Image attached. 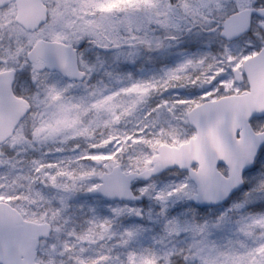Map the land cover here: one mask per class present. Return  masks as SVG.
Wrapping results in <instances>:
<instances>
[{
  "label": "rangeland",
  "instance_id": "rangeland-1",
  "mask_svg": "<svg viewBox=\"0 0 264 264\" xmlns=\"http://www.w3.org/2000/svg\"><path fill=\"white\" fill-rule=\"evenodd\" d=\"M57 2L68 5L66 20L74 24L98 11L82 7L97 0H51L53 6ZM115 3L117 7L107 10L114 12L115 25L97 28L98 35L63 40L78 48L85 80L66 82L57 74L47 78L65 89L67 119L60 123L53 119L58 130L37 136L30 111L0 146L5 165L0 171V195L6 198L10 190L19 197L13 206L24 209L25 219L52 226L50 238L40 242L36 261L264 264V147L254 167L244 173L243 188L219 207L190 206L194 185L185 172L175 170L134 183L139 204L87 196L100 174L117 162L124 172L141 171L149 166L158 145L177 146L193 136L186 113L209 100V93L216 99L243 88L232 83L231 74L243 60L232 65L228 55L240 54L250 41L264 43V20L253 17L251 30L232 42L221 40L215 29L221 13L231 12L236 3L254 9L264 4L256 0ZM184 4L199 5L203 11L186 13ZM8 6L0 11V57L7 55L6 49L27 45L31 34L13 22V5ZM66 30L75 32L74 27ZM24 55L19 54L18 63L9 61L17 71L14 90L35 92ZM215 75L224 78L223 86L217 82L209 88ZM134 84L140 87L133 88ZM250 124L256 131L264 130V120L252 119ZM218 169L226 173L223 166Z\"/></svg>",
  "mask_w": 264,
  "mask_h": 264
},
{
  "label": "water",
  "instance_id": "water-1",
  "mask_svg": "<svg viewBox=\"0 0 264 264\" xmlns=\"http://www.w3.org/2000/svg\"><path fill=\"white\" fill-rule=\"evenodd\" d=\"M10 1H14L16 6L15 21L25 30H35L36 23L42 17V0H0V7ZM261 10L255 11L256 16L264 19V11ZM250 12L248 8L242 9L229 21L240 23L245 30L233 35L231 39L219 34L220 38L232 41L247 32L251 24ZM69 46L73 63L76 65L73 75L66 74L58 67L45 69L58 72L68 81H83L85 73L78 69L76 49ZM247 61L264 64V60H258L254 56L249 57ZM247 61L245 60L243 65H246ZM237 72H233V79L240 84L243 79L234 75ZM245 75L248 85L246 93L205 101L187 112L186 119L188 125L195 131L194 137L177 147L159 145L156 153L150 158V166L144 170L123 173L119 165V180L108 181L106 176L110 171L102 173L98 178L100 183L88 191V196L99 197L105 201L137 202L140 197L131 191L133 181L146 182L168 170L176 169L186 171L195 186V191L188 199L190 204L197 208H207L220 206L226 202L242 187L243 173L253 167L264 144V131L254 132L249 124L253 117L264 114V67L254 73L245 69ZM209 104L214 106L211 115L206 110ZM3 118L4 109L0 108V145L12 136L17 126L15 121L4 124ZM221 156L226 158V162L220 164L226 167V176L216 167V160ZM160 160H167L168 166L159 165L157 162ZM3 168L4 165L0 161V170ZM50 231L48 223L25 221L24 227L19 230L0 225V264H37L35 251L38 241L49 237ZM9 232L11 236L5 238Z\"/></svg>",
  "mask_w": 264,
  "mask_h": 264
},
{
  "label": "snow or ice",
  "instance_id": "snow-or-ice-1",
  "mask_svg": "<svg viewBox=\"0 0 264 264\" xmlns=\"http://www.w3.org/2000/svg\"><path fill=\"white\" fill-rule=\"evenodd\" d=\"M128 2L133 3L134 0H128ZM143 2L148 3L149 0H143ZM256 2L264 4V0H256ZM82 7H92L98 9V11L94 12L92 18H81L78 24H74L66 20L65 10L68 8L67 4L57 2L53 6L51 0H46L43 4L41 20L36 23L35 31L29 34L27 45L20 44L14 50L6 49L7 55L0 57V108L4 109V124L12 121H15V124L21 123L29 115L31 110L33 122L36 125L35 133L37 136L41 134L47 136L58 130L51 123L53 119H56L57 123H60L63 119H67L69 105L63 103L62 97V92L65 89L58 88L55 82L49 83L47 78L50 73L42 70L46 67L49 69L58 67L66 74L73 75L76 65L73 63L70 46L62 44V41L72 38L80 40L85 34L96 33L97 28L104 27L106 24L115 25L117 23L112 18L114 12L107 11L117 7L115 0H112V2L97 0V2L85 4ZM182 7L186 13H202L203 11L199 5L192 6L184 4ZM221 8L222 5L218 2L217 9L219 10ZM242 8L243 3H236L233 5L231 12H222L220 15L221 22L216 25L215 30L220 35H224L229 39L233 35H238L241 30H245L240 23L229 22L231 17L236 16ZM261 11H264V9ZM254 15H256L255 11L250 12L249 20ZM68 27H74L75 32L67 31L66 29ZM96 34L98 35V33ZM21 52L26 53L25 64L31 61V79L36 83L37 87L35 92H29L25 89L23 92L17 93L12 88V81L15 79V67L10 66L9 61L13 64L18 63V57ZM249 56L257 57L258 60H264V43L257 44L250 41L246 50H242L238 55H228V60L232 65H237L240 60L247 61ZM187 63H192V60L189 59ZM20 66L23 67V65ZM181 67H183V64ZM261 67H264V64L247 61L246 65H240V71L234 73V75L239 76L241 79H247L245 69L250 73H254ZM223 79L220 75L213 76L212 82L208 87L212 88L217 82H220L222 87ZM232 83L235 85L236 80L233 79ZM132 87L139 88L140 85L134 84ZM216 91L218 93L221 91V88H217ZM229 91H232V89H229ZM211 95L212 93L208 94L207 98L209 100L211 99ZM105 99L108 98L105 97ZM103 102L99 101L98 104H103ZM213 107L211 104L207 106L206 110L209 112V115H211ZM40 109H43V111H40ZM37 116L40 117L39 120L36 119ZM253 119L264 120V114L253 117ZM222 162H226V158L223 156L216 160L217 169ZM157 163L167 167L169 162L167 160H160ZM148 171H151V169H148ZM208 178L210 179L211 177L209 176ZM119 179V162H117L106 176V180L113 181ZM18 198L10 190L6 198L0 195V225L7 226L13 230H19L24 227L27 213L19 205L13 206L14 200ZM10 236L11 232L7 233L5 238Z\"/></svg>",
  "mask_w": 264,
  "mask_h": 264
},
{
  "label": "flooded vegetation",
  "instance_id": "flooded-vegetation-1",
  "mask_svg": "<svg viewBox=\"0 0 264 264\" xmlns=\"http://www.w3.org/2000/svg\"><path fill=\"white\" fill-rule=\"evenodd\" d=\"M6 7H8V6H5V7H2V8H0V11H3ZM12 7V9L14 8V6H11ZM258 42H260L261 43V40H258ZM42 71H44V72H46L44 69L42 70ZM17 72V71H16ZM51 74V73H50ZM16 76H17V73H16ZM14 86H15V84H14ZM13 89H16V88H14L13 87ZM243 89H241L240 91H242ZM16 91H17V89H16ZM18 93V92H17Z\"/></svg>",
  "mask_w": 264,
  "mask_h": 264
}]
</instances>
